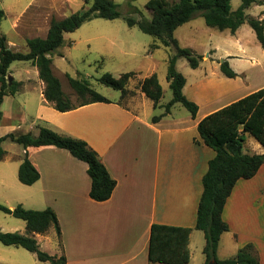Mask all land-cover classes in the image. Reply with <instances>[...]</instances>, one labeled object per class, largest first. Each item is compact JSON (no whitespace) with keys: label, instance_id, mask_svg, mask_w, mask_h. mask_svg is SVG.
Here are the masks:
<instances>
[{"label":"crops","instance_id":"obj_1","mask_svg":"<svg viewBox=\"0 0 264 264\" xmlns=\"http://www.w3.org/2000/svg\"><path fill=\"white\" fill-rule=\"evenodd\" d=\"M27 65L32 63L29 61ZM33 72L35 78L15 79L20 83L15 94L3 96L0 136L16 133L18 125L10 115L16 104L24 120L32 119L27 130L20 133L33 134L37 127L38 134L41 127H47L86 141L116 184L107 200L95 201L89 197L87 164L68 150L46 145L22 147L19 154L5 151L0 160V204L9 208L17 204L27 209L52 208L58 219L60 239L57 240L54 226L44 233L30 232L23 220L25 230L5 217L0 218V231L33 237L41 250L64 255L65 264H165L148 259L151 225L190 227L188 264H192V245H196L195 239L199 242L201 231L194 225L202 176L215 152L200 137L182 135L197 131L201 118L240 97L214 108L207 107L201 115L198 113L202 101L195 100L198 110L194 118L174 117L169 111L155 122L122 105L120 99L58 111L45 100L44 82L38 78L35 66ZM208 89L212 96V89ZM18 93L21 102L15 98ZM205 101L208 100L205 98ZM246 135L250 134L244 135L242 152L264 153V147L253 136L257 141L253 142L255 150L247 151ZM26 150L28 159L39 171L38 180L30 185L21 183L18 177L16 180ZM5 170L10 171V179L3 174ZM222 219L228 224V231L221 234L217 251L223 235H231L234 251L220 259L234 255L251 243L259 264H264V165L252 178L236 181L223 207ZM203 246L204 238L201 250ZM33 254L36 258L31 264H49Z\"/></svg>","mask_w":264,"mask_h":264},{"label":"trees","instance_id":"obj_2","mask_svg":"<svg viewBox=\"0 0 264 264\" xmlns=\"http://www.w3.org/2000/svg\"><path fill=\"white\" fill-rule=\"evenodd\" d=\"M254 3L262 4L260 0H240L238 7L232 9L231 0H176L174 2L147 0L145 6L151 11L149 20L138 21L131 16L125 18L128 26L136 25L142 32L158 38L163 46H172L175 49V54L168 58L167 80L172 97L165 105V113H168L171 106L177 102L190 112L192 118L198 110V105L183 93L186 79L177 71L175 63L178 56H184L190 67L196 68L202 57L194 54L190 48L180 46L177 38L174 37V30L196 14L203 17L207 26L220 31L227 29L232 34L246 22L264 49V19L248 17L245 12ZM119 15L118 5L114 0H91L90 6L86 9L59 19L52 18L44 37L36 36L26 39L27 50L25 51L9 48L6 37L0 33V119L3 96L15 94L20 85L13 79L10 83L8 82L9 66L16 60L30 61L36 67L38 78L44 82V98L58 111H67L92 102H111L92 89L86 78L68 76V83L79 99L78 103H72L64 94L60 80L52 70L50 54L63 45L65 32H72L93 18L114 19ZM4 16V10L0 8V23ZM157 46L153 43L150 47L153 49ZM219 70L228 78L237 76L227 60L219 62ZM132 74L133 72L130 71L114 77L106 72L98 78V81L119 90L120 100H122L131 94L126 84ZM139 88L152 101L153 106L157 107L163 91L156 74L145 77ZM159 117L154 116L152 121H157ZM196 128L202 143L215 152L202 176V193L194 225L204 235L202 249L205 255L204 264L211 260L215 264H259L251 243L242 246L234 255L227 258H218L216 252L221 234L228 231V224L222 219V211L232 188L239 178H252L264 165V153L242 152L245 133L253 136L264 147V86L207 114L198 121ZM5 139L19 143L24 149L30 146L53 145L68 150L73 157L87 164V173L90 177L89 197L95 201H104L112 194L116 181L98 158L97 152L90 148L86 141L61 135L47 127H41L37 135L31 132H12L0 136V160L6 153L1 145ZM17 177L26 185L34 183L39 178V171L28 159L27 150L18 167ZM0 210L23 220L30 232L44 233L50 226H54L59 241L60 227L52 208L27 209L20 204L9 208L0 204ZM190 232V227L153 223L150 229L148 259L151 262L165 264H188ZM0 243L22 247L35 253L38 260L49 264H65L66 262L64 255H51L39 248L36 239L18 232L0 231Z\"/></svg>","mask_w":264,"mask_h":264},{"label":"rangeland","instance_id":"obj_3","mask_svg":"<svg viewBox=\"0 0 264 264\" xmlns=\"http://www.w3.org/2000/svg\"><path fill=\"white\" fill-rule=\"evenodd\" d=\"M114 1L120 12L118 17L93 18L74 31L64 33L63 45L50 54L52 70L59 78L64 94L74 104L78 103L79 99L68 83V76L86 78L92 89L111 101H117L120 99V91L100 83L98 78L106 72L118 77L122 73L132 71L133 74L126 84L131 94L120 100V103L130 106L141 115L150 117L151 120L154 116H160L161 119L167 114L165 105L172 97L167 80V68L168 58L175 54V49L172 46H163L158 38L142 32L136 25H127L125 18L128 16L138 21L150 19L151 11L145 6L147 0ZM174 1L176 0H169V2ZM260 2L262 4H251L245 11L248 17L264 19V0ZM90 4L91 0H0V8L5 13L0 23V33L6 37L9 48L25 51L26 39L44 37L52 18L69 16L88 8ZM239 4L240 0H231L232 9H236ZM174 37L177 38L180 46L190 48L194 54L202 57L196 68L190 67L184 56H178L175 63L177 71L186 79L183 89L186 97L193 102L202 101L198 115H201L207 107L223 105L264 85V49L246 22L232 34L227 29L220 31L207 26L203 17L196 14L174 30ZM153 43L158 46L152 49L150 46ZM221 60L230 61L232 65L230 67L237 73L236 77L228 78L220 72L218 63ZM28 63L29 61H13L7 75L13 80L35 78L34 66H26ZM153 73L156 74L163 91L157 107L153 106L152 101L139 88L141 81ZM200 83L205 84L206 87ZM208 87L212 89V96ZM15 96L16 100L22 101L19 93ZM205 98L208 101L204 102ZM13 108L10 115L18 125L15 132L26 131L32 119L26 117L24 120L20 107L17 108L16 104ZM170 114L183 119L191 117L190 112L179 102L171 107ZM37 129L36 127L33 130L34 135H37ZM191 135L199 137L196 129L182 136ZM245 139V149L249 152L255 150L253 142L257 141L250 135H246ZM2 147L8 154H19L22 150L19 143L10 139L4 140ZM3 174L10 179L9 170H5ZM1 217L8 218L25 230L22 220L0 211ZM199 234V242L196 243L197 239H195L196 245L194 243L192 245V264L205 262V255L201 250L203 232L199 231ZM232 244L231 235H223L217 256L220 258L233 253ZM35 258V255L26 249L0 243V264H31Z\"/></svg>","mask_w":264,"mask_h":264},{"label":"water","instance_id":"obj_4","mask_svg":"<svg viewBox=\"0 0 264 264\" xmlns=\"http://www.w3.org/2000/svg\"><path fill=\"white\" fill-rule=\"evenodd\" d=\"M222 61H223V60H221V62H222ZM11 80H12V77L9 75V76H8V82L10 83ZM207 264H215V262H214L213 260H211V261H209Z\"/></svg>","mask_w":264,"mask_h":264}]
</instances>
